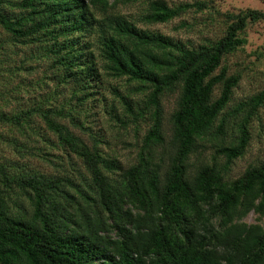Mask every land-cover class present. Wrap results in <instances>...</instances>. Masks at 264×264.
I'll list each match as a JSON object with an SVG mask.
<instances>
[{
  "label": "trees",
  "instance_id": "16d2710c",
  "mask_svg": "<svg viewBox=\"0 0 264 264\" xmlns=\"http://www.w3.org/2000/svg\"><path fill=\"white\" fill-rule=\"evenodd\" d=\"M138 1L146 5L138 20L114 10ZM190 6L206 7L0 0V27L13 45L29 49L13 67L45 66L35 85L52 87L47 106L43 95L14 113L0 112V122L30 138L39 117L70 167L51 175L0 161V264H264V160L236 177L229 172L249 145L264 89L230 105L240 74H228L225 63L264 11L231 14L220 36L195 45L138 25L168 22ZM108 77L123 82L108 84L111 100ZM27 84L16 87L29 93ZM62 89L69 96L57 102ZM168 96L174 106L166 118ZM98 107L124 128L146 124L132 162L99 147L102 136L82 119ZM207 145L210 157L193 162ZM251 212L255 220L245 221Z\"/></svg>",
  "mask_w": 264,
  "mask_h": 264
},
{
  "label": "rangeland",
  "instance_id": "374dc122",
  "mask_svg": "<svg viewBox=\"0 0 264 264\" xmlns=\"http://www.w3.org/2000/svg\"><path fill=\"white\" fill-rule=\"evenodd\" d=\"M169 5H177L185 2L203 1L206 7L197 9L190 6L179 16L174 17L168 22L156 24H144L138 22L139 26L159 30L162 33L179 38L188 44H198L206 39H214L220 36L225 25L230 21V15L236 14L246 8L258 9L264 11V0H165ZM144 1L134 3H117L114 10L122 12L131 18L138 20V17L145 9ZM246 37V43L229 53L225 58L228 66V74L239 73L240 79L236 87L233 88V94L230 105L256 94L264 89V20L249 22L242 32ZM29 49L17 47L10 42L7 33L0 27V112L14 113L18 108L26 107L31 101H42L44 105L46 99L52 92V87L48 88L41 83L35 85L43 72V67H36L31 71L16 70L13 66H18L23 54L28 53ZM8 61H4V59ZM27 66V65H25ZM37 66V65H36ZM48 73V71H46ZM105 94L108 100L113 98L110 85H119L122 81L105 79ZM16 83L31 86L29 93H24L16 87ZM109 84V87H108ZM121 85V84H120ZM219 88L215 89V96L218 95ZM20 92V93H19ZM44 95V98L42 96ZM31 96H34L31 98ZM69 96L67 89H62L55 95L57 102ZM56 102V103H57ZM55 103V104H56ZM99 103V102H96ZM119 111L120 107L115 103ZM165 117L174 106V99L168 96L163 100ZM100 107L93 109L94 112H88L83 115L86 124L92 127L93 134L97 137L102 136L103 141L99 147L107 152L114 154L124 162L133 161L136 145L146 128V124H141L138 128L120 126L115 120L109 118L105 112L98 111ZM68 120L64 118L66 124ZM73 128L74 133L81 136L84 140H89L88 134ZM35 133L29 136H23L13 125L0 122V161L10 159L24 163L27 167L36 168L41 172L48 174H60L70 171L67 164L68 156L63 147L58 143L54 133L48 130L39 117H35ZM250 141L245 153L235 159L230 166V177H236L243 172L249 164L258 163L264 160V104L258 108L250 121ZM230 133V132H229ZM211 146L198 154L192 155L191 160L205 156L209 158L213 153ZM42 148V150H41ZM43 151L51 154H44ZM56 162L63 163L62 167L56 166ZM22 200V196H20ZM20 201V199L18 198ZM255 215L251 212L245 217V221L253 222Z\"/></svg>",
  "mask_w": 264,
  "mask_h": 264
}]
</instances>
